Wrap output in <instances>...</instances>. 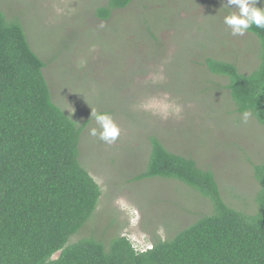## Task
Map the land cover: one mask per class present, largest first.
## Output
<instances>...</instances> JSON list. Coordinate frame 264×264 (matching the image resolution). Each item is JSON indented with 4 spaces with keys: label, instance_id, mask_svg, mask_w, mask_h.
<instances>
[{
    "label": "rangeland",
    "instance_id": "1",
    "mask_svg": "<svg viewBox=\"0 0 264 264\" xmlns=\"http://www.w3.org/2000/svg\"><path fill=\"white\" fill-rule=\"evenodd\" d=\"M106 2L0 0V11L22 24L44 61L52 102L68 107L63 111L77 126L88 122L78 160L101 194L67 244L123 235L141 251L210 213L209 201L182 182L134 179L148 159L151 135L211 170L226 203L252 212L259 188L252 165L264 162V126L253 116L241 122L227 79L203 61L224 60L249 74L260 61L256 36L230 34L223 16L235 10L223 0H133L102 21L94 11ZM92 110L111 114L120 127L114 144L89 135Z\"/></svg>",
    "mask_w": 264,
    "mask_h": 264
},
{
    "label": "trees",
    "instance_id": "2",
    "mask_svg": "<svg viewBox=\"0 0 264 264\" xmlns=\"http://www.w3.org/2000/svg\"><path fill=\"white\" fill-rule=\"evenodd\" d=\"M132 1L107 0L94 15L106 21ZM248 31L261 47L251 73L212 57L203 63L227 79L224 88L234 110L251 112L264 126V29ZM44 67L22 24L0 11V264H264V162L252 165L259 186L254 210L241 211L224 201L211 170L169 150L154 135L134 179L182 182L209 201L210 213L141 251L123 235L107 241L87 235L68 245L91 217L101 190L78 160L88 122L77 126L52 102Z\"/></svg>",
    "mask_w": 264,
    "mask_h": 264
},
{
    "label": "clouds",
    "instance_id": "3",
    "mask_svg": "<svg viewBox=\"0 0 264 264\" xmlns=\"http://www.w3.org/2000/svg\"><path fill=\"white\" fill-rule=\"evenodd\" d=\"M258 2L264 5V0H223L222 6L224 8L235 10L223 16V23L228 27L233 37L244 36L253 26L264 29V7H257ZM83 63L82 61L81 66ZM63 109L69 111L68 107L61 110ZM176 114L179 115L178 108ZM251 115V112L248 111L241 113V122L247 124ZM91 118L95 121V126L89 129V135L105 144H114L120 136L121 129L111 114L92 110Z\"/></svg>",
    "mask_w": 264,
    "mask_h": 264
}]
</instances>
